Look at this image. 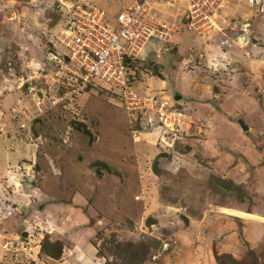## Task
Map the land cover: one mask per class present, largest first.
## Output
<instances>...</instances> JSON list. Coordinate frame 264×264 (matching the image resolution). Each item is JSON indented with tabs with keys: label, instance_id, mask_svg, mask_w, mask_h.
Wrapping results in <instances>:
<instances>
[{
	"label": "rangeland",
	"instance_id": "1",
	"mask_svg": "<svg viewBox=\"0 0 264 264\" xmlns=\"http://www.w3.org/2000/svg\"><path fill=\"white\" fill-rule=\"evenodd\" d=\"M131 2L0 0V264H264V14L168 12L127 87L51 104L72 23Z\"/></svg>",
	"mask_w": 264,
	"mask_h": 264
},
{
	"label": "built area",
	"instance_id": "2",
	"mask_svg": "<svg viewBox=\"0 0 264 264\" xmlns=\"http://www.w3.org/2000/svg\"><path fill=\"white\" fill-rule=\"evenodd\" d=\"M131 1L115 19H107L105 11L96 9L93 13L84 11L85 16L72 23V32L67 34L61 49L52 56L54 61L67 64L68 76L74 79V84L71 90L51 102L52 105L67 96L80 95L81 90L95 80L127 87L130 61L139 56L147 42L151 38L164 43L172 40L177 26L175 21L163 18L168 12L174 18L182 15L181 19L185 21L180 22V26L189 29L215 27L214 17L234 1L264 14V0Z\"/></svg>",
	"mask_w": 264,
	"mask_h": 264
},
{
	"label": "bare ground",
	"instance_id": "3",
	"mask_svg": "<svg viewBox=\"0 0 264 264\" xmlns=\"http://www.w3.org/2000/svg\"><path fill=\"white\" fill-rule=\"evenodd\" d=\"M241 3V2H240ZM224 8V7H223ZM214 26L216 27L217 24H214ZM241 40H243V38H241ZM226 213L229 214H233V215H237V216H252L254 217L255 215H252L250 213H245V212H240V211H236V210H230V209H225L224 210Z\"/></svg>",
	"mask_w": 264,
	"mask_h": 264
},
{
	"label": "water",
	"instance_id": "4",
	"mask_svg": "<svg viewBox=\"0 0 264 264\" xmlns=\"http://www.w3.org/2000/svg\"><path fill=\"white\" fill-rule=\"evenodd\" d=\"M241 128L243 129V130H248V126L245 124V122L244 121H241Z\"/></svg>",
	"mask_w": 264,
	"mask_h": 264
},
{
	"label": "clouds",
	"instance_id": "5",
	"mask_svg": "<svg viewBox=\"0 0 264 264\" xmlns=\"http://www.w3.org/2000/svg\"><path fill=\"white\" fill-rule=\"evenodd\" d=\"M171 42H172V40H171ZM164 43V42H163ZM165 44V43H164ZM167 44V43H166Z\"/></svg>",
	"mask_w": 264,
	"mask_h": 264
},
{
	"label": "crops",
	"instance_id": "6",
	"mask_svg": "<svg viewBox=\"0 0 264 264\" xmlns=\"http://www.w3.org/2000/svg\"><path fill=\"white\" fill-rule=\"evenodd\" d=\"M80 254H81V252H80Z\"/></svg>",
	"mask_w": 264,
	"mask_h": 264
}]
</instances>
